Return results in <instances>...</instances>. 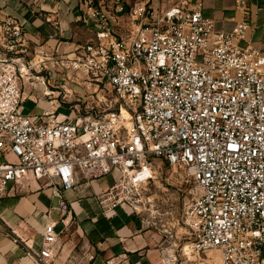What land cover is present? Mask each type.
<instances>
[{"label": "built area", "instance_id": "obj_1", "mask_svg": "<svg viewBox=\"0 0 264 264\" xmlns=\"http://www.w3.org/2000/svg\"><path fill=\"white\" fill-rule=\"evenodd\" d=\"M185 4L111 13L87 0L98 30L66 53L48 44L52 35L37 42L0 17V199L39 182L58 198L63 223L66 192L111 176L102 208L135 207L167 165L189 192L182 223L192 252L264 264V52L246 20L218 30L201 4ZM124 17L125 35L116 29ZM37 85L50 108L27 114ZM78 95L97 100L67 105ZM59 222L45 225L37 264L55 258Z\"/></svg>", "mask_w": 264, "mask_h": 264}, {"label": "crops", "instance_id": "obj_2", "mask_svg": "<svg viewBox=\"0 0 264 264\" xmlns=\"http://www.w3.org/2000/svg\"><path fill=\"white\" fill-rule=\"evenodd\" d=\"M93 1L111 13H116L119 6L127 11L136 3L166 8L185 2L189 9L199 3L218 30L231 31L238 22H249V40L264 52V0H244L245 10L237 8V0ZM86 8L87 0H0V17L17 19L37 42L52 35L48 44L66 53L85 44L98 30L97 19L88 16ZM127 20L122 18L117 26L120 34L130 30ZM27 101L35 104V110L27 114L39 115L50 108L44 96ZM112 182L98 180L89 188L66 192L70 213L63 223L54 209L58 204H53L51 188H43L39 182L28 181L1 198L0 264H37L35 255L42 247L44 227L50 220L59 222L56 228L61 232L50 264H165L166 243L160 233L125 207L102 208L98 196Z\"/></svg>", "mask_w": 264, "mask_h": 264}, {"label": "rangeland", "instance_id": "obj_3", "mask_svg": "<svg viewBox=\"0 0 264 264\" xmlns=\"http://www.w3.org/2000/svg\"><path fill=\"white\" fill-rule=\"evenodd\" d=\"M61 78L62 75L59 74H55L53 77L55 82H59ZM34 94L43 97L42 86L37 85ZM62 97L63 95L60 97V102L63 99ZM79 98L80 100H78ZM45 99L50 102V99ZM51 100H54V97ZM95 100H97L96 95L70 96L67 105H79L80 108L85 110L86 106L95 103ZM23 106L25 113L35 110V104L30 101H26ZM60 111L68 113L69 109L62 107ZM112 181L111 176L101 179L104 184H110ZM187 197H189L187 187L181 184V178H179L177 172L166 165L163 169H159L155 182L142 189L140 195L136 196L139 202L134 204L135 207L129 205L127 210L161 234L162 241L166 243L165 264H210L207 261L210 253H217L221 256L220 251L213 250L200 255L191 252L194 259L188 257L187 253L191 251V241L182 223L184 203ZM53 204H58L57 197L54 198ZM54 215L56 216V213Z\"/></svg>", "mask_w": 264, "mask_h": 264}, {"label": "bare ground", "instance_id": "obj_4", "mask_svg": "<svg viewBox=\"0 0 264 264\" xmlns=\"http://www.w3.org/2000/svg\"><path fill=\"white\" fill-rule=\"evenodd\" d=\"M125 206V208L127 209L128 207H129V205L128 204H125L124 205ZM187 250V249H186ZM190 250H191V247H190ZM189 250V251H190ZM192 250L190 251V252H188L187 254H188V257L190 258V259H194L193 257H192ZM208 263H210V264H222V258H221V256L219 255V254H217V253H210V255H209V257H208Z\"/></svg>", "mask_w": 264, "mask_h": 264}]
</instances>
